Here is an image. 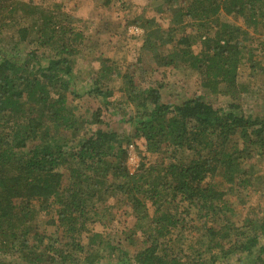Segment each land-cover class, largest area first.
<instances>
[{
  "label": "trees",
  "instance_id": "trees-1",
  "mask_svg": "<svg viewBox=\"0 0 264 264\" xmlns=\"http://www.w3.org/2000/svg\"><path fill=\"white\" fill-rule=\"evenodd\" d=\"M49 1L0 0V264H100L103 246L109 264H264V210L248 203L264 195V108L233 101L244 69L264 86V0H148L170 13L140 24L151 72H190L203 90L168 100L139 57H92L78 85L76 61L97 48Z\"/></svg>",
  "mask_w": 264,
  "mask_h": 264
},
{
  "label": "rangeland",
  "instance_id": "rangeland-1",
  "mask_svg": "<svg viewBox=\"0 0 264 264\" xmlns=\"http://www.w3.org/2000/svg\"><path fill=\"white\" fill-rule=\"evenodd\" d=\"M50 1L51 3H60L61 8L65 11L84 18L83 21L87 26L86 33L90 35V41L86 42L97 48L95 49L96 52L93 51L89 55L86 53L76 61L73 72L78 85L86 81L88 74L96 70L99 65L98 62L103 59L107 60L106 63L121 62L125 65L133 64L134 67H138L136 59L139 57L141 68L146 72H142L141 74L142 81L145 82L144 85H148V83H154L155 85L158 81L159 84H162L161 92L167 97L166 100L173 99L175 94L181 97H188L196 92L202 94L203 90L199 87L198 79L195 74L190 72L189 74H184L172 68L167 70L158 69L152 73L150 56L146 52L141 53L139 50L140 41L143 36L136 39L126 34V28L128 26H140V24H143V20L149 19H152L157 25L165 28L170 19V13L167 11L166 7H161V11L159 10L158 12L154 10V7L148 4V0H112L113 3L106 4L105 6L99 3V1L93 2L90 0ZM135 20L138 23H133ZM92 57H100V59L99 61H92ZM160 72L161 75H159ZM261 81L260 75L254 77L251 72L244 69L243 77L240 78L239 83L248 87V91L243 96H237L233 101L241 105L245 115H259L264 108V86L259 85ZM117 84L115 86H117ZM206 99L214 106L225 105L227 102L229 103L231 101V98L228 99L220 95H208ZM86 100L85 98L81 101L85 103ZM87 101L90 102V105L94 104L91 100ZM87 101L86 103H88ZM107 120H109V117H107ZM108 128L117 131L125 130L127 132L126 125L119 126L116 122H110ZM135 144V154L137 155V150L142 148L143 145L140 140H136ZM259 167L262 169H260V173L263 174L264 163H260ZM259 197L260 196H249L248 203H250V205L262 206L264 210V195ZM113 226L116 225L109 222L104 225H98L96 229L107 239L113 231ZM105 234H107V236ZM100 249L99 252L103 255L100 264H109V259H111L112 256H107L108 248L103 246L100 247Z\"/></svg>",
  "mask_w": 264,
  "mask_h": 264
},
{
  "label": "built area",
  "instance_id": "built-area-1",
  "mask_svg": "<svg viewBox=\"0 0 264 264\" xmlns=\"http://www.w3.org/2000/svg\"><path fill=\"white\" fill-rule=\"evenodd\" d=\"M126 34L136 39L143 36V29L137 25H131L126 28ZM127 160L126 166L130 174H133L138 167L139 158L135 154V147L133 144H129L126 148Z\"/></svg>",
  "mask_w": 264,
  "mask_h": 264
},
{
  "label": "crops",
  "instance_id": "crops-1",
  "mask_svg": "<svg viewBox=\"0 0 264 264\" xmlns=\"http://www.w3.org/2000/svg\"><path fill=\"white\" fill-rule=\"evenodd\" d=\"M90 1H92V0H90ZM104 1H105V0H102V1L100 0V2H99V3H101V4H102V2H104ZM107 2H108L107 4H109V3H113V2H112V0H107ZM102 5H103V4H102ZM83 19H84V18H83Z\"/></svg>",
  "mask_w": 264,
  "mask_h": 264
}]
</instances>
